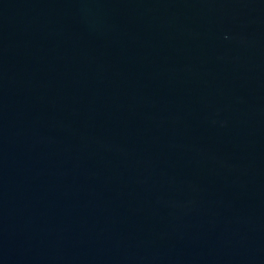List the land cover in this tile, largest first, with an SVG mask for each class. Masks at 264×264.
Here are the masks:
<instances>
[{
	"label": "water",
	"instance_id": "1",
	"mask_svg": "<svg viewBox=\"0 0 264 264\" xmlns=\"http://www.w3.org/2000/svg\"><path fill=\"white\" fill-rule=\"evenodd\" d=\"M0 264H264V0H0Z\"/></svg>",
	"mask_w": 264,
	"mask_h": 264
}]
</instances>
